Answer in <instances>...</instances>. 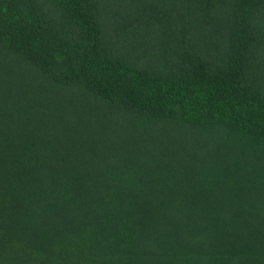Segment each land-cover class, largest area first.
Returning a JSON list of instances; mask_svg holds the SVG:
<instances>
[{"label": "trees", "instance_id": "obj_1", "mask_svg": "<svg viewBox=\"0 0 264 264\" xmlns=\"http://www.w3.org/2000/svg\"><path fill=\"white\" fill-rule=\"evenodd\" d=\"M0 264H264V0H0Z\"/></svg>", "mask_w": 264, "mask_h": 264}]
</instances>
